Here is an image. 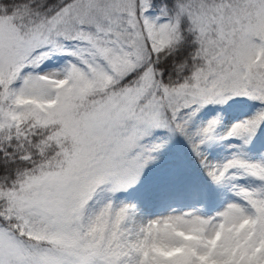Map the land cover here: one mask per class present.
I'll use <instances>...</instances> for the list:
<instances>
[{"label": "snow or ice", "instance_id": "obj_1", "mask_svg": "<svg viewBox=\"0 0 264 264\" xmlns=\"http://www.w3.org/2000/svg\"><path fill=\"white\" fill-rule=\"evenodd\" d=\"M0 264H264V0H0Z\"/></svg>", "mask_w": 264, "mask_h": 264}, {"label": "trees", "instance_id": "obj_2", "mask_svg": "<svg viewBox=\"0 0 264 264\" xmlns=\"http://www.w3.org/2000/svg\"><path fill=\"white\" fill-rule=\"evenodd\" d=\"M227 151H228V149H227L226 145H223L220 148L214 150L212 154L214 156H222V155H225L227 153Z\"/></svg>", "mask_w": 264, "mask_h": 264}]
</instances>
